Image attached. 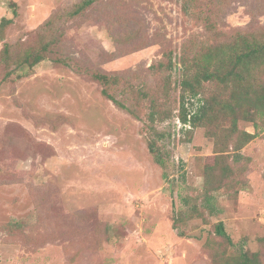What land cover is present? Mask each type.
I'll list each match as a JSON object with an SVG mask.
<instances>
[{
    "label": "rangeland",
    "instance_id": "1",
    "mask_svg": "<svg viewBox=\"0 0 264 264\" xmlns=\"http://www.w3.org/2000/svg\"><path fill=\"white\" fill-rule=\"evenodd\" d=\"M81 1L0 0V50L50 43L32 68L10 60L8 74L0 61V264H237L242 252L264 264V124L239 120L258 135L227 158L230 184L211 188L207 168L222 152L178 117L181 54L208 38L199 15L214 0H96L69 16ZM217 13L224 32L264 28V0H226ZM165 53L172 68L153 72ZM96 72L124 76L116 97L139 118L103 96ZM127 79L170 113L154 124L163 137Z\"/></svg>",
    "mask_w": 264,
    "mask_h": 264
},
{
    "label": "trees",
    "instance_id": "2",
    "mask_svg": "<svg viewBox=\"0 0 264 264\" xmlns=\"http://www.w3.org/2000/svg\"><path fill=\"white\" fill-rule=\"evenodd\" d=\"M95 1L82 0L68 11L69 16L81 14L86 7H89ZM190 1L187 0V2ZM225 2L226 0H214L208 12H202L199 15L205 29L209 32V36L205 41L199 43V46L194 45L195 48L191 44L187 48L184 47L180 58L182 65L178 111L180 121L184 127L190 129L196 126L205 127L206 134L215 140L217 151L222 152V154L228 152L221 154L222 156L217 155L215 165L207 168V174L210 176L206 185L207 187L210 185L211 188H220L223 185L230 184L227 179L231 178L233 168L227 158L231 153L235 154V157L241 148L258 135L257 132H249L239 128V120L251 121L255 127H258L259 123L264 124V28L256 31L239 29L224 32L220 30L215 25L214 14ZM184 7L186 10L188 5L185 4ZM52 23L53 17H50L45 21L42 28L51 26ZM49 44L46 43L39 49L14 56L12 45L4 42L0 50V61L7 63L8 74L13 72L10 69L12 62L15 65L14 69L25 66L32 68L37 62L46 58L49 52ZM54 61L65 65L68 62L61 58H54ZM172 66L171 53H165V58L162 57L158 63H153L150 69L155 73H159V68L168 70ZM93 77L102 85L101 92L103 96L131 115L139 118L134 108L116 97L118 92L124 90L121 83V78L124 76L118 72H96ZM128 86L130 88L127 93L129 99L136 98L133 93H137L140 98L142 96L150 98V111L147 115L149 123L147 126L157 138L163 137L164 133L159 131L154 124L157 120L161 121L170 116V113L161 111L159 97L152 96L147 88L139 89L129 80ZM144 86L152 87L147 84H144ZM218 133L223 135L224 145L218 144L216 139ZM155 145L153 139L150 146L155 160L160 165H164L163 157L155 149ZM217 169L221 171L219 176H213ZM192 212L199 213V209L194 207ZM20 224V221H13L14 226H20ZM223 225L224 223L219 221L214 225V229H216L218 235L231 241ZM180 233L183 235L185 231L181 230ZM259 255V252L251 254L242 252L236 262L237 264H260Z\"/></svg>",
    "mask_w": 264,
    "mask_h": 264
}]
</instances>
